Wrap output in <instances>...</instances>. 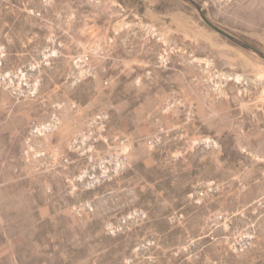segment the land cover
Segmentation results:
<instances>
[{
    "label": "rangeland",
    "instance_id": "374dc122",
    "mask_svg": "<svg viewBox=\"0 0 264 264\" xmlns=\"http://www.w3.org/2000/svg\"><path fill=\"white\" fill-rule=\"evenodd\" d=\"M264 53V0H195ZM0 264H264V59L183 0H0Z\"/></svg>",
    "mask_w": 264,
    "mask_h": 264
},
{
    "label": "water",
    "instance_id": "95a60500",
    "mask_svg": "<svg viewBox=\"0 0 264 264\" xmlns=\"http://www.w3.org/2000/svg\"><path fill=\"white\" fill-rule=\"evenodd\" d=\"M184 2H188L190 4H192L196 10L198 11V13L200 14L201 18L203 19V21L213 30H215L217 33L221 34L222 36H224L225 38L233 41L234 43H236L239 46H242L243 48L253 51L257 54H259L263 59H264V53L261 52L260 50L256 49L255 47L246 44L245 42H243V40L239 39L237 36L229 33L228 31L224 30L223 28L219 27L218 25H216L215 23H213L208 17L207 15L204 13L202 7L195 1V0H183Z\"/></svg>",
    "mask_w": 264,
    "mask_h": 264
}]
</instances>
